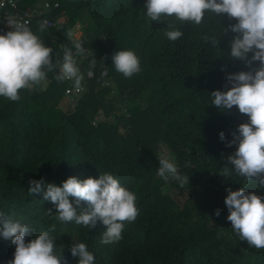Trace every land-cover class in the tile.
Masks as SVG:
<instances>
[{"label": "trees", "instance_id": "trees-1", "mask_svg": "<svg viewBox=\"0 0 264 264\" xmlns=\"http://www.w3.org/2000/svg\"><path fill=\"white\" fill-rule=\"evenodd\" d=\"M45 1L59 3L52 18L65 17V27L40 32L36 22L32 31L53 49V62L62 61L65 48L75 50L68 34L79 23L86 52L77 57L78 66L92 71L93 78L84 79L80 98L65 112L55 109L59 101L53 95H64L68 82L57 81L56 70L35 85L49 81L44 90H21L18 102L0 97V212L32 227L27 239L55 225L49 234L58 251L65 246L68 264H78L68 250L73 243H85L95 264H264V249L240 241L226 219V189L245 186L243 179L219 175L236 148L226 147L219 133L231 140V132L248 120L236 106L222 112L211 104L212 91L227 90L226 73L247 70L243 62L231 60L229 42L235 34L223 35L227 14L206 12L200 25L167 21L183 32L171 41L165 36L167 22L148 21L146 0H21L20 7ZM212 37L219 41L216 46ZM128 49L141 66L131 78L111 72L114 65L106 53ZM40 99L51 108V117L32 107ZM161 142L173 148L178 171L189 184L181 187L157 175ZM104 173L137 194L139 209L136 220L125 223L123 239L108 245L101 243L102 222L92 229L60 222L55 206L43 198L48 183L62 186L71 176L98 179ZM41 178L42 190L29 195L28 181ZM166 187L186 195L182 205L165 193ZM256 187L249 182L244 190L264 196V189ZM49 208L52 216L46 215ZM14 252L11 239L0 236V264L13 259Z\"/></svg>", "mask_w": 264, "mask_h": 264}, {"label": "clouds", "instance_id": "clouds-1", "mask_svg": "<svg viewBox=\"0 0 264 264\" xmlns=\"http://www.w3.org/2000/svg\"><path fill=\"white\" fill-rule=\"evenodd\" d=\"M144 7L149 22L179 21L200 25L206 12L220 17L227 14L230 23L224 26L223 35L235 34L229 42L231 60L243 62L247 70L226 73L224 87L227 90L212 91L211 104L222 112H230L236 106L248 120L231 132V140H226L223 131L219 133L226 147L236 146L227 156L219 175L227 178L234 173L243 179L245 186L237 190L226 189V219L240 241L257 250L264 249V196L244 190L249 182L264 189V0H146ZM232 20L236 23H231ZM8 24L12 30L0 34V97L18 102L21 90L41 84L47 73L54 70L57 81L72 80L77 90L80 89L84 76L77 57L85 54L81 41H73L75 52L65 48L62 61L53 62V49L45 46L28 26V21L12 18ZM47 26L48 21H42L39 31L43 32ZM166 26L169 30L165 36L169 40L176 41L183 36L174 22H167ZM68 35L71 38L72 34ZM210 39L213 46L219 43L215 37ZM208 41L205 37V42ZM111 59L115 70L125 78L141 71L134 50H119ZM91 67H95V59ZM87 75L91 77L93 72L89 71ZM103 75H106V69ZM158 161L157 175L165 182L175 180L181 187L189 184V177L179 173L175 157L170 153L161 154ZM28 183V193L32 195L42 190L44 180L30 179ZM43 198L55 206V218L60 222L74 221L88 229L95 228L98 220L102 222L106 231L101 235V243L105 245L123 239L125 223L134 222L139 215L137 194L108 173L100 174L98 179L81 180L71 176L62 182V186L48 183ZM83 203L88 207H82ZM46 215H53L51 208ZM215 215H220V209H216ZM19 221L0 212V236L11 239L15 246L14 258L6 264H68L63 255L65 246L58 251L55 239L49 234L55 231V225L49 231L27 239L33 229ZM68 250L73 258H78V264H95V255L85 243H73Z\"/></svg>", "mask_w": 264, "mask_h": 264}, {"label": "built area", "instance_id": "built-area-1", "mask_svg": "<svg viewBox=\"0 0 264 264\" xmlns=\"http://www.w3.org/2000/svg\"><path fill=\"white\" fill-rule=\"evenodd\" d=\"M20 4L21 0H0V33L6 34L7 31L12 30L8 24V20L12 18L28 21V26L30 28L34 23L38 22L40 24L42 21L46 20L48 21V26L46 27L47 29L56 32L64 29L66 24L65 17L59 19L52 18V15L59 9L58 2L45 1L40 5L30 6L26 8L20 7ZM72 30H76V32L71 35V38H69V40H71V42L76 40L80 41L82 37L81 27L74 26ZM77 32L80 33L79 37L75 36ZM73 52H75V50ZM81 72L84 78L79 90H77V88L74 86V82L72 80H65L66 82H68V86L64 89L63 97L68 99L71 104L77 102L80 98L83 92V82H85L84 79L88 80L93 78V75L91 77H88V72L84 73L82 70Z\"/></svg>", "mask_w": 264, "mask_h": 264}, {"label": "rangeland", "instance_id": "rangeland-1", "mask_svg": "<svg viewBox=\"0 0 264 264\" xmlns=\"http://www.w3.org/2000/svg\"><path fill=\"white\" fill-rule=\"evenodd\" d=\"M75 26H80V24L79 23H76L75 24ZM81 27V26H80ZM73 30H71L70 31V33H72V35L76 32V30H74L73 32H72ZM75 36L76 37H79L80 36V33H76L75 34ZM107 53V55H108V58L110 59V60H112L111 59V55H110V53L107 51L106 52ZM110 70H111V72L112 71H116L115 70V68H112V67H110L109 68ZM47 82H49V81H46L45 83H43V85L40 87V86H37L38 88L40 87V89H45L46 88V86H47ZM36 86H33L30 90L32 91V90H34V89H36L37 88ZM49 90L48 91H46V93L47 94H49ZM48 96H50L51 97V95H48ZM54 98H57L58 99V105H56L55 106V109H59L61 112H65V111H68V110H72L74 107H73V104H71L69 101H68V99H66V98H64L63 97V95H61V96H58V95H53V99ZM55 100V99H54ZM42 101V102H41ZM56 101V100H55ZM42 103H43V105H44V107H43V105H42ZM32 107L35 109V108H37V109H39L40 111H42V113H43V115L45 116V118L47 117V116H49V117H51L52 116V112H51V108L49 107V105L45 102V101H43L42 99H40L39 100V103L38 104H33L32 103ZM44 109L46 110V114H45V111H44ZM18 112V110H13L12 111V113H17ZM47 115V116H46ZM101 119H103V116L101 115ZM51 123H52V121H51ZM53 124V123H52ZM142 129H143V127H142ZM141 133L142 134H144L145 133V130L143 129L142 131H141ZM159 152H160V154H163V153H165V152H167V153H170L172 156H175L174 155V152H173V148L172 147H170V146H168L165 142H161L160 143V150H159ZM164 191H165V193H167V194H169L170 196H172L178 203H179V205H182L183 204V202L185 201V199H186V195L183 193V192H180V191H178V190H175V189H173V188H171V187H166L165 189H164ZM215 212H216V209L214 210V212H213V214H215ZM210 216V219L213 221L214 219H213V216H212V214H210L209 215Z\"/></svg>", "mask_w": 264, "mask_h": 264}]
</instances>
